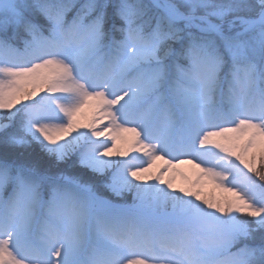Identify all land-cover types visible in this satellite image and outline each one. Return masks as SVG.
Listing matches in <instances>:
<instances>
[{"label": "snow or ice", "instance_id": "6c2138e0", "mask_svg": "<svg viewBox=\"0 0 264 264\" xmlns=\"http://www.w3.org/2000/svg\"><path fill=\"white\" fill-rule=\"evenodd\" d=\"M0 264H264V0H0Z\"/></svg>", "mask_w": 264, "mask_h": 264}, {"label": "rangeland", "instance_id": "374dc122", "mask_svg": "<svg viewBox=\"0 0 264 264\" xmlns=\"http://www.w3.org/2000/svg\"><path fill=\"white\" fill-rule=\"evenodd\" d=\"M177 182H179V178H178Z\"/></svg>", "mask_w": 264, "mask_h": 264}]
</instances>
